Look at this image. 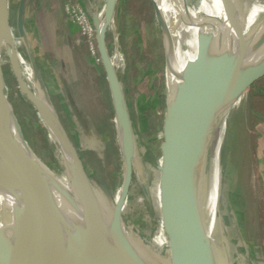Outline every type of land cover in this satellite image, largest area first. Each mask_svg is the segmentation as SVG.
Here are the masks:
<instances>
[{
    "label": "water",
    "instance_id": "1",
    "mask_svg": "<svg viewBox=\"0 0 264 264\" xmlns=\"http://www.w3.org/2000/svg\"><path fill=\"white\" fill-rule=\"evenodd\" d=\"M256 1L208 0L209 7L197 14L188 47L190 56L178 83L175 87L167 85L163 123L166 162L158 168L169 193L173 264H236L223 229L219 189H211L209 146L219 95L215 84L264 40V13L243 20ZM151 3L165 40L178 51L161 1ZM93 22L124 153L125 178L120 195L110 212L103 208L98 181L88 175L52 101L28 87L19 64L10 56L19 85L39 110L62 153L65 173L79 203L32 153L9 103L0 65V264H110L103 253L105 238L89 222L88 215L95 218L130 264H149L123 222L132 178L133 133L125 93L105 47V28L97 15ZM24 26L20 5L16 27L23 37ZM234 94L229 97L225 117L238 92Z\"/></svg>",
    "mask_w": 264,
    "mask_h": 264
},
{
    "label": "rangeland",
    "instance_id": "2",
    "mask_svg": "<svg viewBox=\"0 0 264 264\" xmlns=\"http://www.w3.org/2000/svg\"><path fill=\"white\" fill-rule=\"evenodd\" d=\"M33 1L3 0L8 9V25L16 26L17 10L22 5L24 24L32 45L29 58L40 79L42 77L49 88L54 106L62 115L64 112L70 116L73 126L65 119L63 122L80 156L85 160V169L95 175L101 197L110 212L124 183L125 160L93 22V17L99 15L105 0H38L35 7ZM257 13H264V0H257L253 4L252 18L259 15ZM246 19H249L247 14L243 20ZM113 20L116 42H113V33L107 25L104 42L110 53L114 48L119 51L118 70L130 115L134 150L132 178L123 207V222L138 251L149 264H173L167 200L169 193L167 187L160 184L164 179L158 168L166 162L163 123L170 73V55L165 47H169L162 37L151 0H118ZM24 38L29 42L26 34ZM4 48L3 43L0 54ZM1 65L7 97L12 99V94H18L16 110L26 107V100L19 94V90L14 87L11 91L12 75L8 70V60L1 59ZM57 76L59 81L55 82ZM237 84L241 96L244 92L241 87H248L247 105L237 95L229 108L225 121V139L220 151L224 166L219 184L213 188L219 189V195L222 192L220 214L222 223L224 221L229 230V234L226 233L223 224L235 263L264 264V120L255 119L252 115V96L254 93L260 94L264 89V40L239 60ZM69 105L78 120L73 117L75 113ZM13 112L17 116L15 109ZM241 118L249 138L256 188L249 211L247 207L239 206L240 198L243 201L242 197L246 196L238 193L229 163L238 134L233 132L242 121ZM82 120H85L87 127L83 128ZM37 121V115L33 114L31 128L27 132L22 131L29 146L34 149L36 131L32 125ZM215 129L216 120L209 146L210 174ZM42 132L48 143L44 148L45 153L54 158L66 172L62 153L45 125H42ZM90 151L100 159L101 170L99 167L95 169L85 165V162H89ZM246 240L257 242L255 248L250 247V254L245 247Z\"/></svg>",
    "mask_w": 264,
    "mask_h": 264
},
{
    "label": "bare ground",
    "instance_id": "3",
    "mask_svg": "<svg viewBox=\"0 0 264 264\" xmlns=\"http://www.w3.org/2000/svg\"><path fill=\"white\" fill-rule=\"evenodd\" d=\"M160 1H161V5L163 8L165 17L169 21V25H170L171 32L174 38V42H175V46L179 47L178 51L176 50V52L173 51L172 47L169 46L168 43L167 45L169 49L165 47L168 50L169 55H170V60H169V72L170 73H169V80H168L167 85H169L170 87H175L178 83L180 71L184 65V62L190 56L188 47L193 40L197 14L199 10H201L203 7L208 8L209 5H208V0H160ZM117 5H118V0H105L104 6L101 7L99 15H97L100 20L101 25L104 28H105V25H107L109 29L111 30V32L113 33L112 34L113 42H116V37H117V33L115 32V23L113 20V15L117 8ZM252 9H253V6L246 13L249 16V19H252ZM8 24H9L8 23V9H6V7L4 6L3 0H1L0 48L2 44L4 43L5 50L2 54H0V65H1V59L8 60V70L10 71V74L12 75L11 91L14 87H16L19 90V94L22 95L24 99L26 100V107L24 108L20 107L19 110H16L17 108L16 105L18 104L16 103L17 98H18L17 97L18 94L16 93L12 94V99L8 98L9 103L12 107V110L14 111L15 109V112L17 114V116L15 115V117L18 121L21 131H26V132L29 131V128H31V123H30L31 117L33 114L37 115L38 121L32 125L36 131L35 132L36 149L32 148V146H30V149L32 153L34 154L35 158L38 160V162L64 188V190L69 194V196L74 201L79 203L78 193L75 187L72 185L68 175L62 170L61 167H59L57 162H55L54 158H50L49 155L45 153L46 151L44 148H46L48 144L47 138L42 132V125H45V124L41 118L39 110L32 103L31 99L27 96V93H25V91L19 85V81L15 74L13 65L11 64L10 59H9L10 56L15 58V60L17 61V63L19 64L23 72V76H24L23 79L31 90H33L34 88V90H36L37 93L41 95L43 98L45 99L49 98L51 100L52 96L50 94L49 88L45 84L42 77L40 79L33 63L31 62L29 58V53L32 52L31 50L32 45L28 37L26 23L24 26V31H25V34L27 35L29 42L25 40V38L23 37V34L19 32L16 26L9 27ZM162 37H163V33H162ZM162 41L164 44V39ZM105 47L107 49L106 44H105ZM107 52L109 54V58L116 72V75L120 79V74L118 70V64L120 63L119 51L117 48H114L111 53L108 50ZM116 55H117V58H116ZM1 69H2V65H1ZM238 70H239V61L234 66H232L221 77V79H219L217 83L215 84V86L219 89V95H218L217 107H216L215 136H214V141H212L214 151L212 154L213 163L211 165V168H212L211 189L213 188V186H216V185L218 186L219 178L222 174V169L224 166V161L220 157V151H221V147L224 142V139H225V136H224L225 127H226V124H225L226 117L225 116H226L229 97L234 93H235L234 94L235 96L236 93L238 92V96L242 100V103L247 105L246 102L248 100V89H247L248 87L246 86L241 87V91H244L243 95L241 96L239 88H238V84H237L238 83ZM57 98L61 99L60 97H57ZM52 104L54 106L53 102ZM68 104H70V102H68ZM69 107L74 111V109L70 105ZM55 109L59 113L62 122H63V119H65L69 121L70 125L73 126V122L71 121V118H69L70 116L68 117L66 114H64V112L62 115L56 107ZM73 117L76 120H78L76 113H75V116ZM241 120L242 121L240 122V124L238 123L239 126L236 128V131L234 130L233 132V133L238 132V134L236 136L237 139H235V145H234L235 151H233V156L229 160V163H231V168L233 171V179L235 182L234 185L238 193H241V195L244 194L246 196L245 198L242 197L243 201H240L241 200L240 198L239 206L240 208L247 207V210L249 211V205H251V203H253L254 201V193H255L256 188H255V177L252 171V162L250 160L249 138L248 136H246V128H244L245 125H243V119L241 118ZM82 121L84 122L85 120H82ZM63 124L65 125L64 122ZM83 125H82L83 128L87 127L86 122H84ZM160 184L162 187H166L165 180H163V182H161ZM221 195H222V192L219 195L220 207L222 204ZM98 196H99L101 205L104 208L105 204H104V200L101 197V194H99ZM167 200L169 201V196H167ZM88 220L105 238V247L103 248V253L105 257L107 258L108 262L110 264H130L126 255L121 251V249L116 244H114V242H112L109 238H107L105 233L102 231V229L96 222L95 218L91 215H88ZM223 224H224L226 233L229 234V230L227 226L225 225L224 221H223ZM245 243H246V246H245L246 250L248 251L249 254H250V247L255 248L257 245L256 240H254V242L253 241L248 242L246 240Z\"/></svg>",
    "mask_w": 264,
    "mask_h": 264
},
{
    "label": "trees",
    "instance_id": "4",
    "mask_svg": "<svg viewBox=\"0 0 264 264\" xmlns=\"http://www.w3.org/2000/svg\"><path fill=\"white\" fill-rule=\"evenodd\" d=\"M37 1L38 0L33 1L34 7L36 6V4H38L36 3ZM261 92L260 94L254 93V95L252 96V101H253L252 102V115L255 119H260V121H263L264 120V89ZM88 153L89 155L91 154V156H89V159L87 160L89 162H85L86 163L85 165L87 166L88 164L90 167L92 168L96 167L97 169L99 167V170H101L102 167L100 164V159L97 157V155L93 151H90ZM83 161L85 160L83 159ZM86 171L92 179H96L93 173H91L88 169Z\"/></svg>",
    "mask_w": 264,
    "mask_h": 264
},
{
    "label": "crops",
    "instance_id": "5",
    "mask_svg": "<svg viewBox=\"0 0 264 264\" xmlns=\"http://www.w3.org/2000/svg\"><path fill=\"white\" fill-rule=\"evenodd\" d=\"M34 14H35V12H34ZM35 18H36V15H35ZM37 30V29H36ZM38 32V31H37ZM36 32V33H37ZM41 33V32H40ZM40 39H41V41H42V37L40 36ZM43 43H44V46L46 45V43L44 42V40L42 41ZM43 47V46H42ZM43 57V56H42ZM45 58V57H44ZM47 62H48V60H46ZM49 64V63H48ZM50 65V64H49ZM51 69H52V67H51V65L49 66ZM54 71V70H53ZM55 72V71H54ZM57 81H59L58 80V76L57 77H55V82H57Z\"/></svg>",
    "mask_w": 264,
    "mask_h": 264
}]
</instances>
